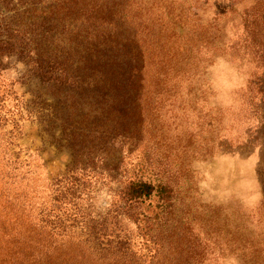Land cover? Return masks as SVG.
Wrapping results in <instances>:
<instances>
[{
  "label": "trees",
  "instance_id": "1",
  "mask_svg": "<svg viewBox=\"0 0 264 264\" xmlns=\"http://www.w3.org/2000/svg\"><path fill=\"white\" fill-rule=\"evenodd\" d=\"M68 4L70 11L89 5L79 0H0V59L13 56L24 62L28 74L79 95L68 133L63 131L73 160L62 178L48 184L47 194L24 192L18 210L12 198L8 201L11 210L0 213V264H223L224 251L236 264H264V197L228 224L225 240L219 235L212 242L176 214L177 178L173 182L160 174L149 160L143 167L121 160L148 129L150 112L156 113L162 98L204 93L202 78L216 56L229 58L246 76L237 104L230 108L224 147L257 145L264 112V0L243 9L244 32L237 36L216 23L204 26L183 19L169 1L170 15L152 12L156 3L146 7L120 0L110 6L113 12L101 13V4H93L88 6L93 13L69 22ZM184 25L190 26L181 31ZM221 120V115L203 117L197 127L206 131ZM185 135L192 140L191 131ZM190 145L181 146L182 160L173 163L186 176L190 158L203 148ZM144 168L151 176H143ZM102 174L120 175L114 209L102 214L73 205L80 179L86 184ZM122 218L134 224L136 234ZM13 220H19L17 231ZM135 235L143 239L138 250Z\"/></svg>",
  "mask_w": 264,
  "mask_h": 264
},
{
  "label": "rangeland",
  "instance_id": "2",
  "mask_svg": "<svg viewBox=\"0 0 264 264\" xmlns=\"http://www.w3.org/2000/svg\"><path fill=\"white\" fill-rule=\"evenodd\" d=\"M79 1L89 5L101 4V13L113 12L110 6L120 2ZM136 1L145 3L146 7L156 3L158 9L154 11V7L151 11L164 15H170L165 4L172 2L175 5L174 14L204 26L216 23L229 36L244 32L241 24L242 16H245L244 8L253 3V0ZM88 6L70 11L68 4V22L92 10ZM247 9L246 15L250 13ZM189 26H181L180 30H186ZM66 57L68 55L60 58ZM26 69L24 62L13 56L0 59V213L11 210L12 205L18 210L24 192L41 196L47 194L48 184L62 178L66 165L74 157L70 138L63 131L68 133L72 104L79 99V95L68 87L60 88L44 82L28 74ZM242 71L229 58L214 57L202 78L204 93L162 98L163 102L156 107V113L150 112L145 126L148 129L132 141L133 144L123 152L121 159L123 165L132 167H143L142 164L149 160L154 164L153 169L160 174L169 176L173 182L177 178L176 214L188 220L195 232L199 229L200 235L210 238L212 242L219 235L221 240H225L228 224L236 221L237 216L246 213L245 209L256 205L264 197V112L256 134V146L244 149L224 147L229 143L230 108L237 104L238 90L245 83L246 76ZM220 115L222 120L220 124L216 123V128L212 121L206 131L197 127L202 124L203 117L205 120H215ZM189 131L193 138L188 141L185 133ZM184 143L191 144L195 150L203 146L196 150L199 155L190 158L187 176L178 168L179 173L173 164L182 160L181 146ZM10 160L22 164H8ZM9 169H12L11 173ZM144 170L143 176H151L149 171ZM102 175L95 176V181L86 184H82L80 179L72 204L84 211L89 207L92 212L102 214L114 209L119 201L116 192L120 175L115 174L110 178ZM11 198L12 205L8 202ZM152 200L154 203L155 198ZM122 219L123 224L136 234L134 224ZM13 222L16 231L19 230V220ZM133 242V247L140 249L142 236L135 235ZM229 253L223 252V264H236Z\"/></svg>",
  "mask_w": 264,
  "mask_h": 264
}]
</instances>
